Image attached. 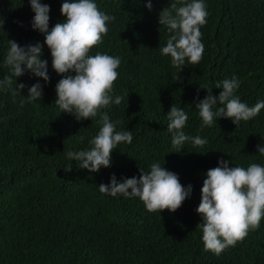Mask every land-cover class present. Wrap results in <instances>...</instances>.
I'll return each instance as SVG.
<instances>
[{"label":"trees","instance_id":"1","mask_svg":"<svg viewBox=\"0 0 264 264\" xmlns=\"http://www.w3.org/2000/svg\"><path fill=\"white\" fill-rule=\"evenodd\" d=\"M63 0L47 4L49 31L58 22ZM115 20L97 52L118 56L121 64L114 96L124 100L102 109L116 130L132 131L131 144H120L111 154V166L98 173L78 168L68 151L85 150L99 132V115L77 121L60 113L55 86L62 78L52 69L46 46L49 81L31 74L16 79L24 84L20 95L0 91V264H264V219L255 231L219 256L204 250L202 218L196 212L209 169L218 161L229 167L251 163L264 166V109L250 121L235 126L218 119L201 127L196 104L218 81H240L241 102L264 101V0H205L207 23L201 28L203 58L198 65L171 66L160 48L170 33L159 25V13L173 0H94ZM191 2V0H188ZM34 13L29 0H0V79L10 73L4 64L7 41L21 47L44 43V34L32 30ZM39 83L42 99L27 102L28 89ZM14 87V86H13ZM22 101H24L22 103ZM175 104L188 115L185 134L207 140L203 147L186 142L175 153L167 130V113ZM159 162L180 183L192 186L191 195L174 213H149L137 197L101 194L100 184L139 178ZM71 165L69 171H65Z\"/></svg>","mask_w":264,"mask_h":264},{"label":"clouds","instance_id":"2","mask_svg":"<svg viewBox=\"0 0 264 264\" xmlns=\"http://www.w3.org/2000/svg\"><path fill=\"white\" fill-rule=\"evenodd\" d=\"M29 4L34 13L32 30L44 34V43L21 47L15 41H7L4 64L10 73L0 79V91L20 95L25 85H17L16 79L25 72H31L47 83L50 79L47 61L41 59L42 49L46 46L53 71L62 77L55 86V105L60 113L73 115L77 121L91 120L99 115L98 123L102 125L98 134L89 141L90 148L68 151L66 157L76 162L78 168L98 173L111 166V154L118 145L131 144L133 140L132 131H117L119 122H111L107 113H101L102 109L111 104L119 105L124 100L123 96L113 94L121 59L100 52L90 54L94 47L103 43V37L109 31L108 23L115 17L101 11L94 0H63L60 14L65 19L49 31V6L41 0H29ZM145 7L151 10V0ZM207 17L205 0H173L159 13V25L170 33L160 53L170 57L171 66L179 72L186 63L195 66L202 60L205 48L201 28L207 23ZM2 27L3 21L0 20V30ZM239 86L240 81L233 76L215 84L214 88L221 90L218 96L212 95L213 88L206 89L207 95L196 104L202 128L211 127L221 118L229 119L237 127L264 109V101H258L251 107L241 102L236 95ZM25 98L27 102L40 101L41 85L33 84ZM167 119V130L171 133L175 153H179L186 142H191L194 147L207 144V140L200 136L185 134L183 129L188 115L181 107L173 104ZM257 153L264 156V147L258 145ZM229 163L220 160L217 167L207 171L196 209L202 218L197 227L202 232L204 250L217 256L243 241L250 231L257 230L264 219V166L251 163L247 168L229 167ZM139 172L138 179L132 177L120 183L112 175L109 184H100L98 190L112 197H137L149 213L164 210L174 213L191 195L192 186L184 187L179 177L159 162L150 166V172Z\"/></svg>","mask_w":264,"mask_h":264}]
</instances>
